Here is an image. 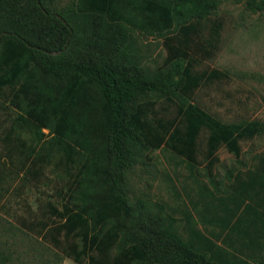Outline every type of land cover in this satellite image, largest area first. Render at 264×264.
Returning a JSON list of instances; mask_svg holds the SVG:
<instances>
[{
    "label": "trees",
    "instance_id": "1",
    "mask_svg": "<svg viewBox=\"0 0 264 264\" xmlns=\"http://www.w3.org/2000/svg\"><path fill=\"white\" fill-rule=\"evenodd\" d=\"M52 4L0 0V116L11 121L0 155L9 180L21 181L17 196L54 191L35 211L23 200L28 217L12 215L15 224L2 210L0 264H23L21 252L39 264H264V151L252 166L239 159L264 121L222 122L195 101L229 79L197 68L219 49L220 0ZM244 10L264 15V0ZM142 38L166 52L153 71ZM223 147L244 168L219 181ZM157 151L169 155L170 202L150 185ZM140 172L150 176L135 191Z\"/></svg>",
    "mask_w": 264,
    "mask_h": 264
},
{
    "label": "rangeland",
    "instance_id": "2",
    "mask_svg": "<svg viewBox=\"0 0 264 264\" xmlns=\"http://www.w3.org/2000/svg\"><path fill=\"white\" fill-rule=\"evenodd\" d=\"M70 2L71 0H53L52 7L60 9L69 5ZM244 3L245 0H220L215 15L216 19L223 22L219 49L211 59L203 60L197 66L199 70L218 69L229 73L228 80L200 89L195 97L196 103L202 109L226 123L264 121V15L249 14L244 10ZM142 42V49L148 55L147 66L153 71L162 64L166 52L161 42L156 39L142 38ZM169 111V116H173L174 110L171 108ZM7 113L8 111L0 116V121L2 120L0 138L4 136L3 129H8L11 123ZM206 136L204 132L199 139L202 151L205 149ZM1 145L0 154L3 155ZM240 146L242 155L239 159L244 165L252 166L255 155L264 151V134L242 141ZM2 155H0V178L7 180L4 188H7L9 193L0 198V215L8 218L2 214V210L10 211L8 219L15 224L16 221L12 215L28 217L23 200L27 201L31 209L35 211L37 199L40 197L44 202L53 199L49 197L54 196V191L52 186H40L35 191L27 187L29 191L17 196L15 189L21 181L18 178L9 180L7 174L10 165ZM166 156L169 155L167 153L163 155L158 151L153 154L158 174H155L152 169V177L155 179L150 180V185H152V192L160 200L170 202L164 175L171 172V164ZM202 157L200 155L199 160ZM218 157L220 162L213 174L217 175L219 181L222 180V175L227 168H244L237 164L233 154H230L224 147L218 151ZM180 171L183 172V168ZM46 175L51 176L49 172ZM149 176L147 173L140 172L139 177L132 180L130 184L133 185L135 191L143 190L147 185L146 177ZM31 256H33L32 253L21 252L23 264H39L40 259L35 260L34 257L32 260Z\"/></svg>",
    "mask_w": 264,
    "mask_h": 264
},
{
    "label": "water",
    "instance_id": "3",
    "mask_svg": "<svg viewBox=\"0 0 264 264\" xmlns=\"http://www.w3.org/2000/svg\"><path fill=\"white\" fill-rule=\"evenodd\" d=\"M43 11H44V10H43ZM60 19H61V18H60ZM61 21L63 22L64 25H67L66 22H65L63 19H61ZM46 53H47L48 55H53V56L60 54V52H55V53H48V52H46Z\"/></svg>",
    "mask_w": 264,
    "mask_h": 264
},
{
    "label": "crops",
    "instance_id": "4",
    "mask_svg": "<svg viewBox=\"0 0 264 264\" xmlns=\"http://www.w3.org/2000/svg\"><path fill=\"white\" fill-rule=\"evenodd\" d=\"M62 264H76L70 259H65Z\"/></svg>",
    "mask_w": 264,
    "mask_h": 264
}]
</instances>
